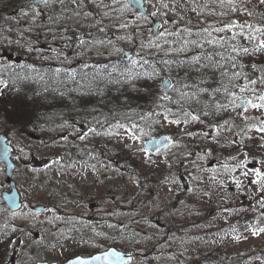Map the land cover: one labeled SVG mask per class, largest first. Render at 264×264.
<instances>
[{"label":"rangeland","instance_id":"1","mask_svg":"<svg viewBox=\"0 0 264 264\" xmlns=\"http://www.w3.org/2000/svg\"><path fill=\"white\" fill-rule=\"evenodd\" d=\"M15 1L20 4L17 9L32 7L22 4L24 0ZM146 2L156 10L153 19L135 16L133 10H129L128 0H50L38 9L27 10L19 21L18 17L7 19L0 13V64L15 59L20 64L54 65L88 61V66L91 62L101 63L124 57L125 49L135 52L138 60H155L160 55L174 53L176 46L182 50L184 46L180 40H185L187 36L205 40L204 13L199 8L204 0ZM236 4L240 5L239 9ZM210 6V47L214 48L226 37L238 34L246 40L241 39V42L252 48L245 56V70L248 73L255 68L251 73L255 75L256 68H260L264 73V29L261 28L258 34L220 25L234 13H239L244 22L250 18L262 21L264 0H208V8ZM154 21L161 22L159 29L162 33L157 37L152 36ZM187 25L198 29L193 28L195 32L190 35ZM13 34L18 37L15 41L12 40ZM76 39L78 43L72 44ZM202 46L200 44L197 48ZM6 53H12L14 57L8 58ZM194 59L197 60L198 56ZM106 64L103 67L106 68ZM106 74H110L109 70ZM137 76L140 77L138 73ZM160 80L158 84L161 87ZM235 83L236 80H232L227 84L224 95L215 89L217 86L210 87L208 96L223 98L230 104L218 102L216 112L204 115L166 108L161 98L154 95L157 88L147 86L151 101L155 102L148 111L139 110L143 115L138 116L136 122L119 116H110L107 122H102L103 118L95 120L87 115L83 123L89 125V131L77 126L69 129L64 136L61 133L48 135L42 129L31 126H8L6 120L0 122L4 123L0 124V132L7 134L15 146V180L25 200L23 208L12 213L14 233L7 239V257L0 264H11L16 254L19 259L30 260L32 252L41 248H44V259L47 260H61L77 253L81 243L85 245L86 241L69 235L65 228L71 224L65 216L73 209L75 213L89 218L94 214L92 203L97 205L107 221L106 229L115 233L111 236L112 240L103 238L102 241L105 245L115 243L113 245L123 249L131 248L138 255L132 264H189L185 258H197L205 253L208 256L195 261L196 264H208V257L217 256L211 251L216 247L231 257L239 252L238 257L232 258L231 264H264V175L242 166V162L259 158L264 167V95L241 111L239 97L233 91ZM57 84L58 80L49 88ZM44 85L48 87L45 82ZM4 86L5 81L0 80V102L10 95V90ZM180 86L181 83L174 82L169 94L160 90L161 97L182 99L186 93ZM258 88L264 90V86ZM258 88L246 93L256 97ZM129 98L122 103L126 109L130 108ZM81 109L91 110L84 102ZM213 123L221 124L217 128V137H236L230 145L239 146L215 147L212 154L225 161L237 160L235 165L238 168L230 173L243 174L238 187L241 189L236 193L240 199L239 211L233 209L235 203L226 196L225 186L232 184L230 179L218 183V178L222 179L224 175L209 167L212 152L209 148L213 141L208 138V130L209 124ZM163 133L175 140L172 146L163 152H149L143 148L147 138ZM72 150L80 152L77 158L68 155ZM123 155L127 160L119 161L118 156ZM33 158L42 161L50 159L52 164H37ZM4 171V166L0 164L1 187H4ZM183 178L188 181L187 186ZM208 188H214L218 193L210 195ZM219 194L224 197L220 198ZM243 195H249L244 199L245 203ZM210 201L227 203L229 209L224 213L223 222L233 219V225L229 224L225 229L228 231L233 226L235 231L214 233L208 238L211 233L208 229ZM38 204L52 208L42 213L32 211L30 207ZM245 213L249 221L244 223L241 219L237 223ZM4 216L0 210V220ZM165 225L169 229H165ZM87 227L90 229L91 225ZM183 227L190 229L178 230ZM127 230L129 233L124 236L123 232ZM186 230L190 231L185 233ZM35 232H39L40 236L36 238ZM148 233L156 235L155 244L150 245L149 237L145 236L141 244L139 236ZM20 234H23V246L14 253L9 238L13 242ZM4 245L5 240H1L0 252L3 254ZM154 245L155 257L144 258L142 255ZM245 254H249L247 259L243 257ZM22 260L17 264H22Z\"/></svg>","mask_w":264,"mask_h":264},{"label":"flooded vegetation","instance_id":"2","mask_svg":"<svg viewBox=\"0 0 264 264\" xmlns=\"http://www.w3.org/2000/svg\"><path fill=\"white\" fill-rule=\"evenodd\" d=\"M47 1H50V0H41L40 5L43 6L44 4L47 3ZM142 1L144 4L147 3L146 0H142ZM204 1H205L204 4L200 5L199 8L201 9V12L203 9V13H204L203 29L206 30L207 32V36L205 40L196 39V38H193L192 36H187L185 40H182V41L180 40V42H183V46H184L182 50H180L179 47L176 46L174 53H170V54L163 55V56L160 55L155 59L156 61L155 64L158 67L164 68L166 65H171L173 67L172 71L174 73L172 74V78H171L172 86L174 82L181 83V86H180L181 90H184L186 93V95L182 99H177L176 97H173L172 103H174V105H172L171 108L172 107L173 108L183 107L184 108L183 110H190L189 111L190 113L208 114V113H214L219 109V107L217 106L218 102L224 105L226 104V102L230 104L228 100H223V98H217L211 102L210 100H208V98L206 99L202 98V95L204 94L208 96V81L205 75L201 74L199 70H202L204 66L208 67V63H213L216 66H223L226 68V70H228L229 66L236 67V71L238 72V75L235 76L234 78L239 80L240 85L237 87V89L238 88L240 89L236 90L235 88L234 92L239 98L242 96L248 97L249 99L248 106H249L251 103H255L256 101H258V98L260 99L261 96L264 95V90L261 88H258V86H264V73L260 68H256L257 74L255 75H252L250 73H247V74L242 73V68L245 66L244 65L245 59L241 58V55L244 49L249 50L252 48L248 47L246 45V42L245 43L241 42V39L243 38H241L238 34L230 36V37H226L223 42L218 43L214 48L210 47V43L208 42V10L211 8V6L208 8V0H204ZM128 5H129V10L132 11L133 7L131 5L130 0H128ZM150 5L146 4V7L151 9V13H149L148 15L136 14L135 16L147 17V18L153 19V14L155 13L156 10L155 8L152 7V5L151 6ZM236 5H237V9H239L240 5L238 4ZM198 9L196 11H198ZM16 12L17 10H14L12 12L7 11V13H2V15L7 16L8 18H13V17H16L15 16ZM203 13L201 15H203ZM194 23L199 24L198 22H195V21ZM220 25L223 27L231 26V28L234 27L236 29L240 28L242 29V32H250V33L254 32V33L260 34L259 33L260 29L261 28L264 29V19L262 21H254L252 18H250L246 20V22H244L241 19L239 13H234L228 18H225V20H223L220 23ZM191 27L192 26H189V25L186 26L187 30L190 32V35L195 32L194 29H198L197 27H192V28ZM16 33H18V31H16ZM16 39H18V37L13 34L12 40L15 41ZM243 40L246 41L245 39ZM200 44H203V46L201 48H197ZM6 55L8 56V58L14 57V54L12 53H6ZM208 55L210 56V58H208ZM134 56H135V52H134ZM193 56L194 57L198 56V59L195 60ZM197 63L200 64L199 68L195 66ZM81 64H82L81 62H74V65H73V68L77 67L76 70H78L79 73L84 71L79 68L81 67ZM92 68L94 67L87 68V69L91 70ZM22 69L26 71V69H28V66L25 63L20 64V61H15V59L7 60L5 61V63L0 64V80H2V78L7 79V80L11 78L12 79L11 81L15 84L16 83L15 78L19 76L20 71ZM202 71H204V69ZM217 77H218L217 75L212 76V78L216 80H217ZM79 81L89 84L91 81V77L85 73H82V77L80 78ZM229 82L230 80L222 84V90L224 91V94H226L227 84ZM261 83L263 84L261 85ZM218 86L215 88L216 90H219ZM256 88H258L257 96H256L257 98L254 95L246 93V92H252ZM238 104L240 107V103ZM207 124L208 123H203V125H207ZM220 125L221 124H217V123L209 124L210 129L208 130L209 131L208 138L213 141L212 146L209 148L210 150L212 149L211 158L209 159V167L212 171H216L217 173L220 172L224 175V178L222 179L218 178L219 179L218 183H223L227 181L228 179H230L232 184L229 185V187L225 186L227 187L225 188L226 196L233 203H235L233 209L235 211H239L241 210V208L239 207L240 199L236 193L238 189H241L238 187L240 183H242L241 176L243 174L242 173H238V174L230 173L232 170H234V168H238V166L235 165L237 160L234 161V160L227 159L225 161L219 158V156L216 157L215 155H212L215 147L223 148L224 146H232V147L239 148V146L237 145H230L232 140H236L235 139L236 137H234V139L230 137H228L227 139L222 138V137H217V134H216L217 128ZM247 127H263V126H247ZM254 139L256 140V138ZM174 142L175 140L173 139L172 144L167 147L172 146ZM167 147L160 150L159 152L161 151L163 152ZM245 149H246V146H245ZM174 156H176V154H174ZM175 160H178V159H175ZM33 161L35 162V159H33ZM242 163H243L242 166L248 167L251 170H256L259 174L264 175V167L261 166L262 161H260L259 158H256V160L249 159L246 162H242ZM183 180H184L185 186H187L188 181L185 178H183ZM208 193L210 195H214L215 193H218V192L214 188L212 189L208 188ZM219 197L223 198L224 196H221L219 194ZM247 197H249V195H243L242 198H243L244 203L246 202V200L244 199H246ZM212 202L213 201L208 202V220H209L208 226H212L216 228V230L212 231V233L208 235V238L210 235L214 233L218 235L219 233L224 232V228H222V226H225L227 223V222H223V218L226 217L224 213L226 209H229V207H226L227 203L221 204L218 202L216 203H212ZM91 208L94 210L93 215L89 216V218H86V215L82 216L81 218H78L76 220L75 224L72 225V228H71V225L65 228L70 236H75V237L84 239L86 241L85 245L81 243L80 252H77L75 255H83L86 257L91 256L97 252L106 250L111 245L109 243L107 245L102 246V236L106 238L108 241H110L112 240L111 239L112 234L109 229L105 228L106 226L105 223L107 221L104 219V217H102V212L97 207V205L95 203H92ZM241 219L242 217L238 219L237 223H239ZM230 224L233 225V219L230 221ZM87 225H91V228L88 229ZM70 257H67L65 260H62V261H66Z\"/></svg>","mask_w":264,"mask_h":264},{"label":"trees","instance_id":"3","mask_svg":"<svg viewBox=\"0 0 264 264\" xmlns=\"http://www.w3.org/2000/svg\"><path fill=\"white\" fill-rule=\"evenodd\" d=\"M124 64L125 63L113 61L108 65H104L106 66V68L108 67L114 68L115 79L114 81H112L109 77L107 81L104 84H102V86L100 87V95H97V97L102 95L108 97H106L107 99L100 98L99 100H94V102L91 101L94 104V108L96 109L101 108V111H103L104 113L105 112L109 113V111H111L109 107H111L112 104L116 105L121 101V98L117 93H119V90H122L123 88L127 91L132 90L134 91V93L138 92L139 95L134 97H136L141 102L142 105H145L146 101L149 100V97L146 96V94H149V92H146L147 90L144 86L145 77H139L136 79V74L140 71L139 66H135L133 68L134 71L133 79L128 82L126 76H132V75H130L131 72L125 75ZM106 68L105 67L101 68L100 72H104ZM120 77L124 79V82L122 83L117 82V78ZM230 77L231 75L229 74L228 79H230ZM149 84L151 85L152 82L149 81ZM47 90H49L48 87L46 88V91ZM77 104H78V98L76 96L72 95L69 92L66 93L64 90H61L59 87L53 86L47 97H43L42 99L37 97V107L35 109L36 113H33L30 116V120L28 116H25L23 114H20L19 118L21 123L25 122L24 120L25 118L28 119L30 122L38 123V125H50L55 123H61L64 119L70 117L73 107L76 106ZM170 105L172 106L174 105V103L170 102ZM33 127L38 130L42 129L47 132L46 134L54 135V136H56L57 133H61L59 131L61 128H63V126H33ZM3 225H4V231H6L4 232V234L8 235L9 234L8 229L12 227V222L10 220H6ZM1 227L2 226H0V230L2 229ZM178 230H182V228H179ZM205 256H208V253L202 254V256L197 258L185 259V260L188 261L189 264H196L195 260L201 261ZM217 256L209 257L208 264H214L217 261H220V263L224 262V259H221V257H217ZM233 257L227 255V258L230 261H232ZM243 257L247 259L249 257V254H245Z\"/></svg>","mask_w":264,"mask_h":264},{"label":"water","instance_id":"4","mask_svg":"<svg viewBox=\"0 0 264 264\" xmlns=\"http://www.w3.org/2000/svg\"><path fill=\"white\" fill-rule=\"evenodd\" d=\"M133 5L135 6L136 10L141 11L139 8L141 0H131ZM159 23H156L154 26L157 27ZM158 32V31H157ZM155 32V34L157 33ZM164 87L165 91L168 92L170 87V80L166 77L164 80ZM247 99H243L240 102L241 108H244L246 106ZM171 143V139L168 138L167 135H161L159 137L151 138L145 141V147L149 149L150 151H154L156 149H160L164 147L165 145H168ZM12 154H13V147L8 144V138L4 134H0V162L4 163L6 166V173L8 178H10L9 183L12 186V191H4L3 192V198L6 202V205L11 210H16L21 207V200H20V194L16 188L15 182L11 179L15 164L12 161ZM36 211H43L46 209L43 205H38L34 207ZM21 236H17L13 246L19 247L21 246ZM131 258V254L129 253H122L116 249H112L109 252L98 254L97 256L93 258H82L77 257L74 260L69 261L65 264H124ZM37 264H58V263H47V262H39Z\"/></svg>","mask_w":264,"mask_h":264},{"label":"bare ground","instance_id":"5","mask_svg":"<svg viewBox=\"0 0 264 264\" xmlns=\"http://www.w3.org/2000/svg\"><path fill=\"white\" fill-rule=\"evenodd\" d=\"M121 83L124 82V79L122 77H120ZM58 82L60 84H62L63 86H65L64 90L68 89H73V88H85L87 89V91L89 92V94H91L93 96L94 99V95H100V88L98 87L97 84H88V83H84V82H80L77 79L73 80V81H67L65 77H61L59 78ZM123 88V85H122ZM51 89L47 90L42 97H47L50 93ZM12 213L11 211H5V216L3 217L2 220H11L13 219L12 217ZM161 239V238H160ZM151 241V240H150Z\"/></svg>","mask_w":264,"mask_h":264}]
</instances>
